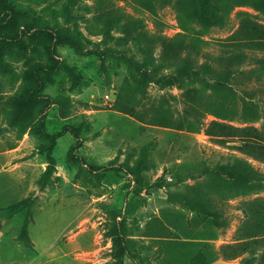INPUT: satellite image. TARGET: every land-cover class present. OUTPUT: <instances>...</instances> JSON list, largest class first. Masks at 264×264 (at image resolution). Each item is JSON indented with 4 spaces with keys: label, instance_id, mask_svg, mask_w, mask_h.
<instances>
[{
    "label": "rangeland",
    "instance_id": "1",
    "mask_svg": "<svg viewBox=\"0 0 264 264\" xmlns=\"http://www.w3.org/2000/svg\"><path fill=\"white\" fill-rule=\"evenodd\" d=\"M0 264H264V0H0Z\"/></svg>",
    "mask_w": 264,
    "mask_h": 264
},
{
    "label": "built area",
    "instance_id": "2",
    "mask_svg": "<svg viewBox=\"0 0 264 264\" xmlns=\"http://www.w3.org/2000/svg\"><path fill=\"white\" fill-rule=\"evenodd\" d=\"M105 97H106V98H110V94H106Z\"/></svg>",
    "mask_w": 264,
    "mask_h": 264
}]
</instances>
